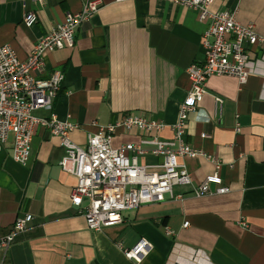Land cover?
Masks as SVG:
<instances>
[{
	"label": "crops",
	"instance_id": "crops-1",
	"mask_svg": "<svg viewBox=\"0 0 264 264\" xmlns=\"http://www.w3.org/2000/svg\"><path fill=\"white\" fill-rule=\"evenodd\" d=\"M101 1L76 31L73 48L45 54L42 77L59 71L64 80L52 110L34 116L77 125L70 139L82 147L101 127L135 116L162 123L160 137L171 140L191 88L186 69L204 59L207 23L170 0ZM83 4L0 0V47L26 60L40 39ZM28 10L37 16L30 28L22 22ZM210 10L235 12L239 23H253L264 36V0H213ZM247 48L248 81L210 78L208 93L189 116L185 140L209 157L179 160L192 183L174 186L163 202L124 212L117 226L87 229L81 212L88 200L72 204L77 180L61 169L65 149L48 129H35L26 166L12 159L11 136L0 152V239L17 219L31 216L32 223L0 251V264H264V48ZM144 137L119 127L112 144H139ZM213 160L229 191L219 195L211 185L210 194L196 197L194 186L215 172ZM138 163L161 172V159L153 155L140 156ZM141 240L150 250L135 263L123 249Z\"/></svg>",
	"mask_w": 264,
	"mask_h": 264
},
{
	"label": "built area",
	"instance_id": "built-area-1",
	"mask_svg": "<svg viewBox=\"0 0 264 264\" xmlns=\"http://www.w3.org/2000/svg\"><path fill=\"white\" fill-rule=\"evenodd\" d=\"M170 1L196 11L199 21L207 23L202 37L204 59L201 64H192L186 69L191 88L179 107L171 140L160 137L164 129L162 123L135 116L122 123L101 127L87 137L86 145L82 147L70 139L77 125L58 121L55 117L45 120L34 116L36 111L52 110L64 80L59 71L52 72L47 78L42 77L45 54L73 48L76 31L101 9V0H84L81 11L67 13L64 22L40 39L24 61L19 60L9 46L0 47V152L12 136V159L26 166L35 129L39 126L48 129L65 149L61 169L77 180L70 196L72 204L81 207L84 199L88 200L81 213L90 231L100 232L117 226L122 223L124 212L163 202L167 196L172 197L174 186L192 183L186 167L179 160L209 159L185 140L189 116L197 111L208 93V80L230 77L244 85L250 76L251 53L247 47L264 48V36L257 32L253 23H239L235 12L211 11L213 0ZM36 21L33 11L25 12L22 22L26 27H32ZM216 103L220 105L222 101L216 99ZM119 127L128 131L136 129L146 137L139 144L114 147L112 141ZM145 155L161 159L156 167L161 172H152L148 166L139 165L138 158ZM213 163L215 172L194 186L196 197L210 194L211 185L217 186L216 194L229 191L222 187L220 163L214 160ZM31 223V216L17 219L11 231L0 239V251H7L15 237L29 229ZM242 225L246 226L245 223ZM187 226L188 223H184V227ZM167 235L172 232L167 231ZM149 250L148 243L141 240L131 249H123V253L129 260L140 263Z\"/></svg>",
	"mask_w": 264,
	"mask_h": 264
}]
</instances>
